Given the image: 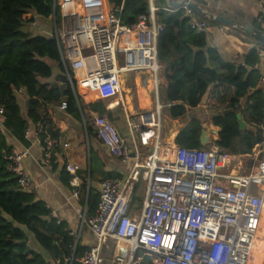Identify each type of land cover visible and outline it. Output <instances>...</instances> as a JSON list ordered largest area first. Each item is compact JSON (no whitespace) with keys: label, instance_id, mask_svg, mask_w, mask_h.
<instances>
[{"label":"built area","instance_id":"obj_1","mask_svg":"<svg viewBox=\"0 0 264 264\" xmlns=\"http://www.w3.org/2000/svg\"><path fill=\"white\" fill-rule=\"evenodd\" d=\"M209 1L219 4L224 0ZM148 3L149 14L141 15L131 28L121 23L122 7L110 8L105 17L94 19L78 11L81 0H60L61 31L53 17L52 36L58 42L62 62L73 73L75 87L107 99L119 94L123 75L149 73L157 98L153 110L127 117L132 147L107 117L97 115L93 119L106 151L124 164L134 163L126 178L100 183L97 210L88 220L97 246L85 251L81 263L105 264L104 247L114 241L113 264H142L144 256L154 259V264H249L263 221L264 158H255L252 171L246 175L241 173L243 163L239 170L234 169L235 157L218 147L198 150L164 145L158 55L165 25L158 20L153 0ZM262 4L264 8V0ZM180 10L190 18L192 30L208 31L207 21L195 19L188 6L174 12ZM125 35L128 43L121 44ZM262 83L264 77L257 87ZM61 109H67L66 102ZM29 134L27 128L25 136ZM36 137L45 160L50 162L55 142L42 124L37 125ZM25 155L12 148L4 158L19 188L29 192L35 186L23 167ZM65 168L78 198L80 166L68 163ZM142 179L146 181L145 197L133 216L131 203L136 184ZM80 218L86 222L85 215Z\"/></svg>","mask_w":264,"mask_h":264},{"label":"trees","instance_id":"obj_2","mask_svg":"<svg viewBox=\"0 0 264 264\" xmlns=\"http://www.w3.org/2000/svg\"><path fill=\"white\" fill-rule=\"evenodd\" d=\"M59 2L0 0V264H48L29 247V234L60 264L65 263V258H69L67 264H82L79 259L85 253L78 248L72 259L73 239L51 218L42 202L19 188L4 158V153L14 148L11 140L27 143L25 133L30 122L42 124L44 131L46 128L54 136L49 119L51 107L66 102L67 114L77 120L86 112L100 116L108 113L95 93L89 90L82 93L68 81L62 84L49 81L53 78L54 65L67 72L58 42L54 36L36 34L27 28L36 17L55 16L59 26L62 22ZM110 5L123 8L119 16L122 25L128 28L150 12L148 0H110ZM158 20L165 25L159 38L158 57L168 82L166 101L171 105L170 117L179 120L190 111L199 110L217 90L230 93L228 110L212 119L213 126L219 128V139L214 145L235 157L252 155L258 145L264 144V128H260L264 125V91L257 88L261 75L255 69L260 61L259 53L251 51L245 65L236 66L209 47L205 33L190 28V18L183 11L175 14L161 11ZM241 100L244 110L239 109ZM241 113L258 129L242 130L237 118ZM204 123L193 118L180 129L175 144L187 149H208V145L201 143ZM88 132L98 139L91 127ZM117 177L115 173H104V179ZM135 193L136 190L132 205L143 201ZM98 201L99 195L90 189L88 207L92 213ZM59 241L61 244L57 246ZM142 264H154V259L144 256Z\"/></svg>","mask_w":264,"mask_h":264},{"label":"crops","instance_id":"obj_3","mask_svg":"<svg viewBox=\"0 0 264 264\" xmlns=\"http://www.w3.org/2000/svg\"><path fill=\"white\" fill-rule=\"evenodd\" d=\"M193 1L198 2L204 13H208L214 17L222 15L228 20L236 21L240 28L248 26L255 30H260L264 34V8L262 0H224L219 4L209 0ZM153 4L158 9V13L162 11L175 14L174 11L180 9L172 8L169 4V0H153ZM80 5L81 9L78 11H82L86 16L94 19L105 17L107 11L112 8L110 0H81ZM53 17L48 19L36 17L35 22L31 25L30 31L36 34L52 36L55 33ZM194 17L197 20L207 21L209 29L205 34L208 45L218 50L227 62L236 66H243L251 51H257L258 53L261 51L256 46L255 41L240 29L218 24L212 18L203 17L196 13ZM261 17L262 21L260 22L259 19ZM51 22L53 26H51ZM128 38V35L123 37V44L128 43ZM257 66V71L261 77H264V52ZM64 67L66 68L65 65ZM66 70L67 72L61 70L58 65H54L53 78L49 81H56L61 84L68 81L75 88V85L70 81L71 78H74L73 73L70 75V70L67 68ZM130 84H132V87H129ZM158 84V102L163 106V118L164 111L167 109L169 121L174 123L176 120L171 118L169 114L171 105L166 101V87L168 82L164 76V67L162 65ZM78 88L82 93L86 91L83 88ZM257 88L264 91V83ZM218 93H221L223 96L225 95L221 90H217L215 95L210 97L209 100L196 111L199 113L203 111L204 107ZM100 99L108 112L105 117L116 125L122 137L125 138L132 147L127 117L143 111H151L155 108L157 98L154 93L152 76L149 73L125 74L122 76V86L119 94L112 98ZM26 102L27 99H25V106ZM229 103L230 99L226 110H228ZM61 105L51 107L49 110V119L52 121L51 127L54 136H52L51 133H47V129L45 128L46 134L51 136L52 140L55 142L53 158L50 162H47L44 158L42 147L38 143L36 137L37 125L32 122L29 124L30 134L26 137L27 143L11 140V145L19 152L26 154L23 160V167L35 186L33 190L27 193L34 195L36 201L42 202L50 211L51 218L58 225H62L68 236L73 239L74 243L71 250L72 259H74L78 248L85 252L97 246V240L88 227V220L94 216L97 210L95 209L94 213L89 210L88 200L90 189L94 190V192L99 195V185L105 180L104 173H115L118 175L117 178L119 179L126 178L132 169L134 161L131 160L127 164H124L120 160L113 158L98 139L89 135V127H91L94 132L96 131L93 119L98 115L97 113H82L81 120H77L68 115L66 110H62ZM239 109L244 110V100L240 101ZM26 112L25 107V114ZM216 115L218 114L214 116ZM241 115L247 129H258V127L249 124L248 120L246 118L244 119L242 113ZM213 117L211 118V126L213 128V133L216 134L214 141H217L219 139V128L213 126ZM164 123L165 121L163 119V124ZM206 125L208 128V124ZM260 128L263 129L264 125ZM179 131L180 129L174 126L171 130L170 137L167 139H164L165 133H163L164 145L168 147L176 145L175 139ZM214 141L212 140L210 144H213V147H217L214 145ZM254 150L253 154H256L255 152L258 151L260 152L257 156L254 155L255 158L259 156L264 158V144L258 145ZM245 156L252 157L253 155ZM241 157L244 156H240L239 158ZM91 159H93L92 162ZM68 163L80 166V170L77 172L79 178L78 198L74 197V187L71 185L72 176L65 168ZM93 163L99 166L97 171L93 170ZM91 170L93 171L92 173ZM142 203H137L138 209H140ZM133 205L131 203L130 214L134 216L138 209L134 210ZM80 215H85V223H82ZM28 242L29 247L39 253L48 264H60V260L53 259L50 253L37 242L33 235L29 234ZM56 244L60 246L61 241L56 242ZM115 248L116 244L114 241L108 242L104 247L105 264H113L112 261L116 254ZM64 261V264H67L69 258H65ZM79 262L81 263V259H79Z\"/></svg>","mask_w":264,"mask_h":264},{"label":"rangeland","instance_id":"obj_4","mask_svg":"<svg viewBox=\"0 0 264 264\" xmlns=\"http://www.w3.org/2000/svg\"><path fill=\"white\" fill-rule=\"evenodd\" d=\"M81 8L79 7L78 10H80ZM82 14H84V12L81 11ZM51 26H53V23H50ZM30 28H27L28 31H30ZM59 31H61V24L58 26ZM26 30V31H27ZM32 32V31H30ZM121 44H123V41H121ZM128 85V84H127ZM129 87H132V84H130ZM146 87V86H145ZM230 99V94H225L224 96L221 93H218L216 96H214L210 102L204 107L203 111H201L200 113L197 111H190L189 114L183 118V119H179L176 120L174 123L172 121H169V117L167 114V109L164 111V121L165 123L163 124V130H164V139H167L168 137H170V133L171 130L174 128V126L178 129H182L184 126H186L193 118H200L202 121H204V124H208V128L206 129L209 137H210V141L208 143V149L209 150L213 147V144H210L211 141L215 139L216 134L213 133V128L211 126V118L215 115V114H219L221 112H223L224 110L227 109V105H228V101ZM251 128H253L252 126H250ZM255 151V150H254ZM258 151V150H257ZM256 154H252V157H235V160L233 162V166L234 169H238L239 170V166L241 163H243V168H242V172L243 174H249L252 171V162L254 160V155L257 156V154H259L260 152H255ZM246 157V158H245ZM241 159V161L239 160ZM258 159H261V156L258 157ZM99 168L98 165L93 163V170L97 171ZM136 193H135V197L137 199H144L145 196V190H146V181L144 179L140 180L137 184H136ZM137 202L134 203L133 205V209L137 210ZM140 210V209H138ZM258 243H264V217H263V221L261 224V228L257 234L256 237V243L254 245V250L253 253L251 255V263L250 264H264V245L261 247V249L258 246ZM258 247V248H257ZM256 248V249H255ZM258 250V251H257ZM142 254H140L141 256Z\"/></svg>","mask_w":264,"mask_h":264},{"label":"water","instance_id":"obj_5","mask_svg":"<svg viewBox=\"0 0 264 264\" xmlns=\"http://www.w3.org/2000/svg\"><path fill=\"white\" fill-rule=\"evenodd\" d=\"M145 2H147V0H145ZM169 4L172 8H181L183 6H188V8H190L194 13H196L200 16H203V17H210L218 24H222V25L229 26V27H236V28L240 29L248 37L252 38L255 41L256 46L262 52H264V34L262 31L255 30V29L248 27V26L240 28L238 26V24L236 23V21H234V20H228L222 15H218V16L214 17L208 13H204L203 10L200 8L197 1H193V0H169ZM70 81L72 84H76V80L74 78H71ZM237 118L239 120L240 128L242 130H246L247 126L242 120V115L238 114ZM206 129H207V125L204 124L202 137H201V143L203 146L207 145L209 142V136L207 134Z\"/></svg>","mask_w":264,"mask_h":264},{"label":"bare ground","instance_id":"obj_6","mask_svg":"<svg viewBox=\"0 0 264 264\" xmlns=\"http://www.w3.org/2000/svg\"><path fill=\"white\" fill-rule=\"evenodd\" d=\"M175 135V134H174ZM173 135V136H174ZM168 145V144H167ZM263 217H264V213H263ZM259 232V231H258ZM258 234V233H257ZM257 237V236H256ZM255 243H256V240H255V242H254V245H255ZM264 245V243L262 244V243H258V246H259V248L261 249V247ZM258 248V247H257ZM256 249V248H255ZM253 250H254V246H253ZM253 250H252V253H253ZM264 250V249H263ZM258 251V250H257ZM250 263H251V258H250ZM249 263V264H250Z\"/></svg>","mask_w":264,"mask_h":264}]
</instances>
